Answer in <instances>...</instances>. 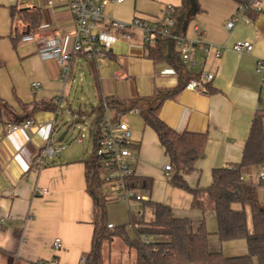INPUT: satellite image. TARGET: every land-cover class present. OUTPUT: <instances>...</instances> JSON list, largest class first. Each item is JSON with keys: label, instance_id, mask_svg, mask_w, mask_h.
<instances>
[{"label": "crops", "instance_id": "obj_1", "mask_svg": "<svg viewBox=\"0 0 264 264\" xmlns=\"http://www.w3.org/2000/svg\"><path fill=\"white\" fill-rule=\"evenodd\" d=\"M49 1L53 4L49 5ZM126 2L107 5L106 17L127 21V17H119L116 11L117 6ZM181 2L134 0L133 14L128 21L140 17L157 23L164 18L167 6L178 7ZM258 2L260 12L255 10L254 17L246 15L248 23L242 20L229 30L226 23L233 19L239 7L235 0H198L199 12L182 31L188 40H199L191 51L196 63L194 69L182 64L177 48L169 43H166L162 60L149 58L142 35L136 30L127 40L129 46L114 48L103 66L96 67V74H92L90 61L80 55L74 59L77 66L88 65L98 99L100 89L105 97L114 96L136 104L134 109L142 114L150 103L166 97L158 112L163 122L179 132L207 135L197 170L185 177L191 188L202 191V206L194 208L193 195L168 182L171 173L165 171V166L170 161L156 132L145 123L132 126L124 120V115L130 111L122 112V119L131 129L132 142L138 147L133 152V168L137 175L154 179L152 191L140 190L144 200L140 201V207L134 205L136 214L151 221L153 210L143 209V202L151 199L170 205L176 217H188L194 230L199 221L205 219L211 232V249L226 257L248 254V245L246 240L219 242L215 235L214 203L205 190L212 183L214 168L241 162L253 120L263 116L257 110L260 80L256 64L264 59V0ZM11 7L41 10L43 22L35 31L40 39L60 36L69 47L72 41L69 32L75 28L67 0H0V264H85L95 237L102 232L103 220L114 227L121 225L115 222L118 219L115 207L126 208L131 219L132 203L139 201L116 198L108 185L89 187L86 160L93 151L98 116L91 126L90 152L84 134L69 136L78 123L84 122L81 110L72 106L75 102H64L69 80L62 81L61 67L56 61L41 59L39 40H23L30 28L19 15L12 17ZM13 38L19 39L16 44ZM246 40L254 45L251 53L233 50L234 43ZM209 44L225 46L220 57L207 50ZM189 71L199 74L200 78L207 72L214 77L204 83V90H186ZM35 83L39 84L37 88L33 86ZM72 109L79 116L67 130L75 119ZM93 109L95 111V107ZM26 120L33 122L31 128L10 129L14 122ZM262 121L264 126V116ZM47 122H54V127H46ZM49 142L63 149L60 154L47 158L43 167H37L34 160ZM261 173H264V165L255 167L245 178L263 184ZM44 188L47 194L36 193ZM261 195H264V187L258 189V197L264 201ZM103 201L105 209H100ZM146 210L150 213L149 219L145 217ZM251 223L248 221L250 229ZM57 238L62 243L58 250L54 247Z\"/></svg>", "mask_w": 264, "mask_h": 264}, {"label": "trees", "instance_id": "obj_2", "mask_svg": "<svg viewBox=\"0 0 264 264\" xmlns=\"http://www.w3.org/2000/svg\"><path fill=\"white\" fill-rule=\"evenodd\" d=\"M235 1L239 5L247 7L245 11L247 16H255L253 4L258 0ZM170 7L172 12L158 24L159 29L166 26L163 22L165 19L174 20L178 24H182L183 20L188 23L199 12L198 0H195V4H192L191 0H182L180 6ZM11 14L13 18L19 15L31 31L38 30L43 22L40 9L30 11L11 7ZM18 40L13 38L15 44ZM165 49L166 43L162 38H159L153 45H145L147 56L154 61L164 58ZM80 56L85 61H90L92 74H96V62L88 60L85 55ZM189 73L190 75L186 78L187 82L200 78L197 73L190 71ZM98 96L101 103L105 100L108 102L115 114L136 108V104L132 102H123L114 96H103L100 89H98ZM165 98L159 97L156 103H150L144 111H141L144 123L156 132L165 154L169 158L171 174L168 182L175 188L191 193L194 197L192 207L200 208L202 206L200 200L202 191L191 188L185 177L197 170L198 162L205 152L207 135L189 131L179 132L163 122L158 112ZM263 116H258L253 120L241 162L237 165L214 168L212 183L205 190L209 199L214 203L217 219L215 235L219 242L246 240L248 254L226 257L222 252L213 251L210 247L211 232L207 228L205 219H201L198 227L194 230L192 221L188 217H176L170 205L147 199L143 202V209H152L154 218L147 221L142 214H131L129 224L135 230L134 239L129 238L126 225L109 229L106 219H104L102 232L99 237H95L93 249L85 257V264H101V242L104 238L111 239L115 236L122 237L135 249L136 264H256L255 260L257 264H264V201L258 197V188L261 183L255 184L245 178L255 167L264 165ZM23 122H14V124ZM129 147L133 151L138 149L137 145L133 143ZM86 169L89 187L91 189L99 187L100 183L96 177L100 167L98 158L93 153L86 160ZM127 184L133 189L150 192L153 189L154 179L133 173L127 179ZM247 207L251 214V229L248 225ZM100 209H105V201L100 202ZM99 223L97 221V224ZM145 238H147L146 241Z\"/></svg>", "mask_w": 264, "mask_h": 264}, {"label": "built area", "instance_id": "obj_3", "mask_svg": "<svg viewBox=\"0 0 264 264\" xmlns=\"http://www.w3.org/2000/svg\"><path fill=\"white\" fill-rule=\"evenodd\" d=\"M70 5L71 12L75 20V28L69 32L72 41L69 47L60 36L38 38L35 31L29 30L27 35L23 36V40H39V56L44 61H56L61 67L62 81L66 83L71 75L74 59L78 55H85L88 60H94L97 68H101L108 58V54L114 48H120L121 45H128V38L132 31H139L142 35L144 45H153L159 38L164 39L165 43L173 45L178 50L181 62L184 66L194 69L195 61L192 59L191 51L194 43L182 34V25L175 23L174 20L165 19L166 25L162 29L158 28L161 22L153 23L140 17L134 18L131 22L125 23L115 19H108L104 13V9L109 4H121L125 0H67ZM259 1V0H258ZM253 4L254 10L260 12L259 2ZM53 3L49 1V5ZM245 5H239L237 12L232 20L226 23L229 30H233L236 23L244 20L249 22L245 11ZM171 7H166L164 17L171 14ZM168 17V16H167ZM199 34L200 32L197 31ZM129 46V45H128ZM225 46L209 44L207 50L214 52L215 57H220ZM254 45L251 41H237L233 45V50L238 53H251ZM256 72L260 80V91L258 97L257 110L264 115V59H259L256 64ZM214 77L211 72L204 73L200 79H191L185 83L186 90H204V83L210 82ZM35 88L38 83L33 84ZM99 115L96 120V134L94 135V147L92 153L98 158V166L100 170L96 180L100 184L109 186L118 199L126 202L131 200L143 201L144 196L140 190L133 189L128 186L127 179L136 173L133 168L134 151L129 147L132 144L131 129L123 119L122 112L114 114L108 102L105 100L101 103ZM130 112H138L137 109H130ZM46 127H54V122H47ZM33 126V122L26 120L21 124H14L10 129L15 131L18 129H29ZM63 146H55L50 142L44 147L41 155L34 160V165L43 167L45 160L61 153ZM230 168H232L230 166ZM165 171L170 172L171 166L166 165ZM260 179L264 180V173L260 174ZM48 190L46 188L39 189L36 193L45 195ZM109 229H113L114 225L109 223ZM147 238H145V241ZM62 246L61 239L54 241L55 249ZM40 264H47L40 262Z\"/></svg>", "mask_w": 264, "mask_h": 264}, {"label": "rangeland", "instance_id": "obj_4", "mask_svg": "<svg viewBox=\"0 0 264 264\" xmlns=\"http://www.w3.org/2000/svg\"><path fill=\"white\" fill-rule=\"evenodd\" d=\"M133 4L134 0H127V2L124 5L117 6V13H119V17L125 18L129 20L130 17L133 14ZM138 4V9H139ZM118 18V17H117ZM112 18L118 21L120 18ZM121 21V22H131V21ZM74 76V79L73 77ZM66 95H65V101L67 100L69 102L74 101L75 104L72 106L75 108L78 107L79 111L81 110L82 116L84 119L83 123H78V125L75 126L70 131L69 136L75 137L78 134H84L85 138V145L89 146L90 152H91V138H90V131L91 126L95 125V121L99 112L96 111V109L100 106V101L95 93L94 89V82H93V76L89 70L88 65H84V67L77 66L76 63L73 64V71L72 75L67 83L66 87ZM65 104L63 105V107ZM95 107V111L94 108ZM81 114V113H80ZM63 116H61L59 119L62 120ZM124 120L130 123L131 125H141L144 124V118L142 114H139L138 112H129L124 115ZM93 124V125H92ZM132 125V126H133ZM94 129V128H93ZM105 185V184H104ZM264 187V183L259 186ZM147 193V192H146ZM145 193V194H146ZM264 195H261V198H263ZM102 201V200H101ZM133 207L131 209V213H136L137 208L136 206L140 207L141 203L134 202L132 203ZM136 205V206H134ZM115 210L117 212V224L126 225L127 232L129 235V238L132 240L135 237V230L134 228L129 224L130 223V215L127 212L126 208L122 206H116ZM247 218L248 221H251V214L248 209L246 208ZM111 215V213H110ZM146 219H149L150 213L148 210H146L145 213ZM252 222V221H251ZM252 224V223H251ZM100 234V232H99ZM99 234L97 237H99ZM100 253L102 257V263L101 264H136V251L133 247L130 246L129 242L124 240L122 237H112L110 238H104L101 242L100 246Z\"/></svg>", "mask_w": 264, "mask_h": 264}, {"label": "water", "instance_id": "obj_5", "mask_svg": "<svg viewBox=\"0 0 264 264\" xmlns=\"http://www.w3.org/2000/svg\"><path fill=\"white\" fill-rule=\"evenodd\" d=\"M191 3L195 4V0H191ZM184 19H185V17H184ZM182 22H183L181 24L182 25V31H185L187 28V23H185V20H183ZM71 111H72L71 115L75 116V119L73 121H71V123L68 125L67 130L70 129L73 126V124H75L77 122L76 118L79 116L78 113H76L74 109H72Z\"/></svg>", "mask_w": 264, "mask_h": 264}]
</instances>
